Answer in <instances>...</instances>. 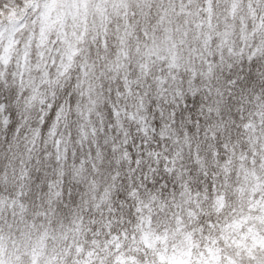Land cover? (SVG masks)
I'll use <instances>...</instances> for the list:
<instances>
[{
    "label": "clouds",
    "instance_id": "9594fccd",
    "mask_svg": "<svg viewBox=\"0 0 264 264\" xmlns=\"http://www.w3.org/2000/svg\"><path fill=\"white\" fill-rule=\"evenodd\" d=\"M0 264H264V0H0Z\"/></svg>",
    "mask_w": 264,
    "mask_h": 264
}]
</instances>
